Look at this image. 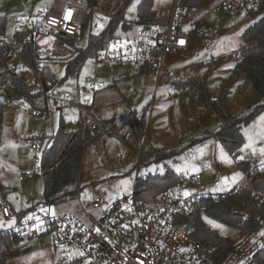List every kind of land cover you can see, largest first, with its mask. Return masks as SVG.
<instances>
[{
  "label": "rangeland",
  "instance_id": "1",
  "mask_svg": "<svg viewBox=\"0 0 264 264\" xmlns=\"http://www.w3.org/2000/svg\"><path fill=\"white\" fill-rule=\"evenodd\" d=\"M81 1L109 14L120 6L119 0ZM142 1L132 0L128 5L124 15L127 22L137 21ZM224 1L205 0L194 16L188 18L184 8L175 6V0H154L151 11L154 24L168 23L174 10L177 25L209 34L207 38L190 35L186 50L166 56L167 70L159 77L151 70L131 73L120 65L108 68L93 58L85 61L79 84L84 88L95 77L104 86L106 101L97 98L95 106L98 116L107 122L108 132L97 136L82 150L79 196L46 205L52 214L74 209L85 218L81 205L96 213L93 205L97 199L108 206L131 195L137 173L138 178H147L164 176L172 170L183 176L193 192L208 194L225 193L239 184L246 185L247 174L240 166L243 160L258 168L254 177L264 176V152L261 151L264 149V109L243 126L244 142L238 156L229 154L216 136L225 121L247 117L263 104L236 65L239 53L246 46L242 40L244 29L258 22L264 16V9L256 8L254 0H248L231 16ZM50 2L0 0V17L6 18L7 35L15 33L18 21L48 7ZM109 20L100 14L92 18L83 27L76 44L86 48L90 35L104 31ZM127 31L120 28L117 34L126 36L130 34ZM56 70L54 97L49 102V111H42L41 116H35L34 110L43 106V99L25 98L12 85L0 87V102L5 105L0 129V181L8 191L5 197L0 195V231L15 225L13 218L2 214L6 202L19 210L32 200L44 201L42 172L33 177L22 175L37 165L26 137L40 135L42 148L50 149L61 120L65 121L67 131L78 129L73 125L77 118L75 106L60 111L57 99L64 91L75 93L77 79L64 80L63 66H57ZM170 71L175 74L170 75ZM196 89L203 91L209 101L194 95ZM131 117L146 122L143 134H136L132 129ZM38 166L42 168V163ZM197 174L201 175L200 180L195 179ZM215 226L219 234L228 236L233 243L246 233L219 223ZM261 233L264 228L260 232L264 246ZM3 256L6 264H67L57 255L48 235L25 237L5 249Z\"/></svg>",
  "mask_w": 264,
  "mask_h": 264
},
{
  "label": "built area",
  "instance_id": "2",
  "mask_svg": "<svg viewBox=\"0 0 264 264\" xmlns=\"http://www.w3.org/2000/svg\"><path fill=\"white\" fill-rule=\"evenodd\" d=\"M247 1L227 0L224 5L230 15L235 16L240 5ZM175 6H178L177 1ZM99 14L117 19L119 25L111 39L88 55L87 59L93 58L97 64L152 70L161 76L166 56L188 48L190 36L178 30L174 10L168 23H156L157 27L163 26L159 29L145 27L150 22H127L125 14L115 16L81 0H51L47 8L26 16L15 25V34L37 48L34 65L20 56L21 47L15 34L7 37L0 33V49H5L10 70L25 78L32 95L43 99V106H37L38 109L34 110L35 116L49 111V102L54 97L57 66L65 69L81 56L76 41L82 35L83 27ZM127 24L139 26L140 29L133 37L119 36L117 31ZM201 35L205 38L209 36L205 31ZM81 70L73 77L77 79L75 93L67 90L57 98L59 110L74 104L78 116L73 125L77 130L100 135L107 131V125L97 114L95 99L104 86L94 77L82 88L79 84ZM173 74L170 72V75ZM25 140L37 165L33 170H26L23 176L33 177L43 173V168L38 166L45 151L42 148L43 138L29 135ZM195 179L200 180L201 175L197 174ZM243 190L244 185L239 184L225 193H199L193 192L188 182H183L152 199L138 198L135 191L108 206L97 199L93 205L96 213L83 208L85 218L72 212L52 214L41 202H32L22 213L5 206L4 216L13 218L15 225L0 231V241L5 237L50 235L54 250L67 264H214L213 249H206L193 239V230L187 225L189 217H201L209 230L214 232L217 230L215 222L208 220L201 202L211 199L218 203L226 196ZM185 192L190 194L186 196ZM253 194L259 204H264V193L253 191ZM262 241L259 232H246L233 243V248L218 264H264L258 260L264 249Z\"/></svg>",
  "mask_w": 264,
  "mask_h": 264
},
{
  "label": "trees",
  "instance_id": "3",
  "mask_svg": "<svg viewBox=\"0 0 264 264\" xmlns=\"http://www.w3.org/2000/svg\"><path fill=\"white\" fill-rule=\"evenodd\" d=\"M120 6L114 12L115 16H123L126 8L132 0H119ZM254 5L264 9V0H254ZM203 0H179L178 7L184 8L186 16L192 18L195 12L202 6ZM154 0H143L138 7L137 23L150 22L151 11ZM6 18L0 17V33L6 35ZM119 21L110 19L104 31L98 35H90L86 48L81 49V56L65 68L66 78L76 77L85 63L88 55L101 46L105 41L111 39ZM145 27L149 28V24ZM178 30L182 32L180 25ZM131 25H123L122 29L129 30ZM190 35L200 36L197 29H191ZM18 44L21 47L20 56L27 63L34 65V53L37 48L25 43L20 35L15 34ZM202 37V36H201ZM245 48L238 55L236 69L241 72L263 100L255 112L244 118H235L225 121L217 133L218 139L222 142L229 154L238 156L243 146L244 138L241 130L244 125L249 124L264 109V16L242 34ZM12 85L28 99L38 98L32 95L27 87L25 78L9 68L5 56V49H0V87ZM194 95H199L202 100L209 99L203 91L193 90ZM5 105L0 102V129L3 124ZM131 127L136 134H143L146 122L143 119L131 117ZM97 136L87 131H67L65 121L61 120L59 130L53 136V144L50 149H45L42 158L43 180H44V205H53L79 196L80 192V164L81 154L84 147L91 143ZM120 136V135H118ZM241 169L247 174L248 183L244 190L239 193L230 194L215 203L213 200H203L201 205L205 208V215L208 220L222 224L229 228L242 232H261L264 228V204H259L255 192L264 193V176L254 177L258 168L252 166L248 161L240 162ZM183 182H187L183 176L177 175L174 171L168 170L164 176H149L137 178L135 182V194L141 199H152L158 193L173 189ZM6 188L0 181V195L7 194ZM249 212L250 214H247ZM188 227L193 230L194 240L202 243L206 249H213L212 261L218 264L234 244L226 235H221L217 230L211 232L201 217L195 215L189 217ZM23 238L5 237L0 241V264H6L3 256L4 250L20 243ZM258 260L264 263V249L261 251Z\"/></svg>",
  "mask_w": 264,
  "mask_h": 264
},
{
  "label": "crops",
  "instance_id": "4",
  "mask_svg": "<svg viewBox=\"0 0 264 264\" xmlns=\"http://www.w3.org/2000/svg\"><path fill=\"white\" fill-rule=\"evenodd\" d=\"M221 2L222 0H216V3L217 2ZM227 1V0H226ZM225 2V1H224ZM175 3H176V0H175ZM203 3H205V0H203ZM49 6V5H48ZM255 6V5H254ZM256 8H258L257 6H255ZM47 8V7H46ZM43 9H45V8H43ZM40 10H42V9H40ZM156 23H159V24H161V25H164L162 22H156ZM156 23L154 24V21L152 20V18H151V20H150V27H153V28H159V29H161V28H163V26H159V27H157V26H155L156 25ZM180 25V24H179ZM180 27H181V30H182V32H184V33H187L189 36H190V31H191V29L188 31L187 29H185L182 25H180ZM249 27H251V26H249ZM140 29V27L139 26H133L131 29H129L127 32L128 33H130V34H128V35H126V36H129V37H133L135 34H136V32L138 31ZM192 29H194V27H192ZM246 29H248V28H245L244 29V31L246 30ZM15 34V33H14ZM13 34V35H14ZM12 35V36H13ZM200 35H201V33H200ZM6 36L7 37H12V36H8L7 34H6ZM202 36V35H201ZM105 65V64H104ZM108 68H110V67H112V66H108V65H106ZM113 66H116V65H113ZM165 67H164V72L167 70L166 69V61H165V65H164ZM121 67V66H120ZM121 68H124V67H121ZM127 69H129V70H131L132 72L131 73H137V72H139V73H142V72H145V71H147V70H141V69H138V68H127ZM152 71V70H151ZM163 72V73H164ZM170 72H173V71H170ZM170 72H169V74H170ZM174 73V72H173ZM175 74V73H174ZM173 74V75H174ZM159 77V76H158ZM105 88H103L97 95H96V99L98 98L99 100H101V101H106V95H107V93H105ZM95 99V100H96ZM74 105V104H73ZM75 106V105H74ZM63 110V109H62ZM61 110V111H62ZM75 110H76V113H77V109H76V107H75ZM96 110H97V108H96ZM77 116H78V113L76 114ZM100 117V116H99ZM101 118V117H100ZM102 119V118H101ZM103 121H105L104 119H102ZM105 123H106V125H107V131L106 132H108V124H107V122L105 121ZM66 125V124H65ZM104 134V133H103ZM101 135V134H100ZM46 149V148H45ZM31 150V149H30ZM43 174V173H42ZM23 175V174H22ZM139 177V176H138ZM32 202H38V201H33L32 200ZM31 202V203H32ZM30 203V204H31ZM30 204L29 205H27V206H25V207H23V208H21V209H19V210H16V209H14V207H12L11 206V203H9V202H6L4 205H3V207H5V206H9L13 211H15V212H24V211H26L28 208H29V206H30ZM3 207H2V212H3ZM81 207H82V210H81V212L83 213V206L81 205ZM68 212H72V213H75V214H77L78 216H79V214L77 213V211H74V209H71V210H66V211H63V213H68ZM80 212V211H79ZM80 212V214H82ZM3 214V213H2ZM84 214V213H83ZM82 214V215H83ZM4 215V214H3ZM81 217V216H80ZM81 218H83V217H81ZM15 221V220H14ZM43 235H47V234H40V235H36V236H28V238H32V237H39V236H43ZM49 236V238L51 239V242H52V245H53V241H52V238H51V236L50 235H48ZM24 239V238H23Z\"/></svg>",
  "mask_w": 264,
  "mask_h": 264
},
{
  "label": "snow or ice",
  "instance_id": "5",
  "mask_svg": "<svg viewBox=\"0 0 264 264\" xmlns=\"http://www.w3.org/2000/svg\"><path fill=\"white\" fill-rule=\"evenodd\" d=\"M132 9H129V11H131ZM180 43H184L183 41H180ZM262 152H264V149H261ZM190 193L185 192V195H189ZM97 231H99V229H97ZM261 235H264V233H261Z\"/></svg>",
  "mask_w": 264,
  "mask_h": 264
},
{
  "label": "water",
  "instance_id": "6",
  "mask_svg": "<svg viewBox=\"0 0 264 264\" xmlns=\"http://www.w3.org/2000/svg\"><path fill=\"white\" fill-rule=\"evenodd\" d=\"M176 1H177V3H178L179 0H176Z\"/></svg>",
  "mask_w": 264,
  "mask_h": 264
}]
</instances>
